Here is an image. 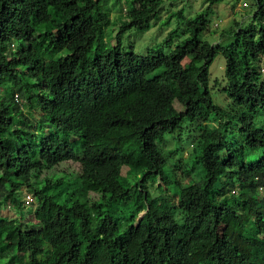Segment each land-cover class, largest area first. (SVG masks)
Wrapping results in <instances>:
<instances>
[{
    "label": "trees",
    "instance_id": "16d2710c",
    "mask_svg": "<svg viewBox=\"0 0 264 264\" xmlns=\"http://www.w3.org/2000/svg\"><path fill=\"white\" fill-rule=\"evenodd\" d=\"M253 1L262 22L264 0ZM123 2L0 0V201L21 206L22 188L36 201L33 222L0 217V261L264 264V25L234 23L211 44L202 35L219 0H203L194 16L169 13L176 28L139 55L121 38L152 27L162 0ZM216 54L226 108L211 95ZM184 120L198 130L191 183L171 179L157 145ZM68 160L76 175L57 170Z\"/></svg>",
    "mask_w": 264,
    "mask_h": 264
},
{
    "label": "rangeland",
    "instance_id": "374dc122",
    "mask_svg": "<svg viewBox=\"0 0 264 264\" xmlns=\"http://www.w3.org/2000/svg\"><path fill=\"white\" fill-rule=\"evenodd\" d=\"M123 5V0H120V7H123ZM206 7L207 4H205L203 0H162V4L157 10L156 17L154 19H150L153 26L145 32L141 33L136 30L126 31L121 38L122 46L125 48L128 45H133L135 53L139 55H144L148 48L160 45L162 39L166 36V34L171 29L176 28L177 19L174 15L172 16L168 25L163 24V21L169 13L177 11L178 9H182L183 15L185 17H191L194 16L195 13H197L199 10L205 9ZM254 10L255 6L253 0H219V2L212 5L209 10V24L207 30L204 31L202 38L211 44L217 43L218 41H220L219 33L221 31L236 29L234 23L238 24L237 27L241 28H245L250 23H254V26L256 28H259L261 24L264 25V21H253L252 15L254 13ZM121 12L124 13V9H122ZM117 14L118 10L116 8L111 10L109 14L110 19L114 20ZM183 27V23H180L181 31ZM116 28V26H108L106 30V32L109 34V36L106 38V41L110 45L114 43L112 35H114ZM182 36L184 35L181 34L178 38H181ZM186 62L187 59H184L182 61L183 64H185ZM262 63L263 62L261 61V64ZM26 72L35 73V70L27 69ZM223 73V57L220 54H216L211 65L209 66V84L213 85L211 95L213 101L216 104H219L223 108H226V105L229 103L228 97L223 91H220L221 87L219 86V83H216L221 82V79L223 78ZM261 73H263V71ZM172 90L173 92L171 105L177 111H181L183 108L175 98V96L181 90V87L178 82H173ZM0 92L2 93L1 90ZM23 108V112L34 116L32 111H28V109H26L25 107ZM255 116L256 117L254 121H256L257 118L264 119V112L260 114L257 113ZM190 124L191 123H189V121L184 120L180 128L177 129L174 133L167 134L164 136L163 144L157 143L162 154L168 158L165 170L171 176V179L178 178L183 183H191L193 180H197L201 176V170L194 165L191 166L189 162V154L192 150V144L196 141L197 137L195 138L194 142H190V139L193 133L195 134V136H197L196 133L198 132L197 126L195 124ZM188 128L192 129L193 133L189 132ZM73 146L75 151L79 150V145L77 143ZM177 146L179 147V151L174 155L170 156V152L177 148ZM56 168L60 172L76 175L79 169V163L76 160L63 161ZM160 183L161 179L160 177H158L153 184H149V188L152 191L157 192L155 187L157 186V184ZM27 194H29V198H27ZM259 195L264 196V194ZM91 196H94V194H91ZM164 196L166 197L169 206H176V197L174 196V194L166 192ZM18 199V201H20L21 206H17L12 202L10 203L9 201H6L4 203L0 201V217L7 218L9 220H20L21 222H33V211H28L30 209H33V207L36 205V201L33 198V194L28 189L22 188L19 191ZM6 263V259L0 261V264ZM12 264L20 263L16 261Z\"/></svg>",
    "mask_w": 264,
    "mask_h": 264
},
{
    "label": "built area",
    "instance_id": "2783aa9c",
    "mask_svg": "<svg viewBox=\"0 0 264 264\" xmlns=\"http://www.w3.org/2000/svg\"><path fill=\"white\" fill-rule=\"evenodd\" d=\"M216 25V24H215ZM15 100H17V97L15 96ZM263 189H262V186H259V191L261 192ZM233 192V191H232ZM27 198H29L28 194H27Z\"/></svg>",
    "mask_w": 264,
    "mask_h": 264
},
{
    "label": "clouds",
    "instance_id": "9594fccd",
    "mask_svg": "<svg viewBox=\"0 0 264 264\" xmlns=\"http://www.w3.org/2000/svg\"><path fill=\"white\" fill-rule=\"evenodd\" d=\"M29 195V194H28Z\"/></svg>",
    "mask_w": 264,
    "mask_h": 264
}]
</instances>
